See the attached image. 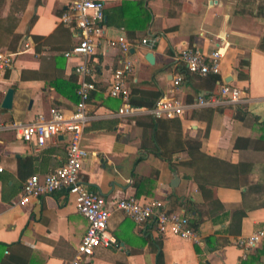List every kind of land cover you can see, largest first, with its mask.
<instances>
[{
  "label": "crops",
  "instance_id": "crops-1",
  "mask_svg": "<svg viewBox=\"0 0 264 264\" xmlns=\"http://www.w3.org/2000/svg\"><path fill=\"white\" fill-rule=\"evenodd\" d=\"M104 2L105 33L93 58L96 88L88 102L93 117L81 142L88 157L80 177L106 199L109 231L117 243L82 255L79 264H158L160 245L164 264H264V238L246 257L236 244L238 237L264 229V0ZM66 9L67 0H0V50H22L0 77L1 123L30 121L53 106L71 110L72 101L54 84L77 77L75 62L64 55L79 38L77 27L62 21ZM121 34L134 45L135 68L126 79L130 92L155 88L190 102L232 84L246 95L239 102L246 104L245 115L211 107L188 110L177 116L181 130L172 125L173 117H163L156 135H166L160 152L171 160L160 157L153 151L147 107L121 116L116 111L122 100L108 94L121 52L107 38ZM145 37L155 38L152 49L141 45ZM185 47L204 54L225 51L216 83L186 73L180 86L173 85L184 69L174 56ZM149 51L154 63L145 57ZM8 88L14 89L11 109L1 104ZM66 139L37 146L0 129V264H69L77 257L88 220L76 209L74 195L59 190L19 203L28 177L65 163ZM195 147L230 162L232 184L208 180L200 187L196 172L205 168L192 162ZM131 195L155 197L167 206L170 201L171 210L195 220L200 241L163 236L152 222L137 223L116 208L119 199Z\"/></svg>",
  "mask_w": 264,
  "mask_h": 264
},
{
  "label": "built area",
  "instance_id": "built-area-1",
  "mask_svg": "<svg viewBox=\"0 0 264 264\" xmlns=\"http://www.w3.org/2000/svg\"><path fill=\"white\" fill-rule=\"evenodd\" d=\"M105 2L104 0H67V9L62 15V21L74 24L79 32L78 42L64 52V55L75 62L74 72L78 77V94L80 99L76 109L66 112L60 107H51L42 111L30 121H13L3 124L0 129L12 130L16 137L37 146H43L50 139L67 136V159L47 174H32L23 184V195L20 204L28 203L32 198L40 197L59 190L74 195L78 212L88 220V227L80 244L78 255L69 264H79L82 255L91 256L98 247H109L117 243L116 237L109 231L111 210L107 206L103 195L90 190L81 180L80 172L88 151L81 142L86 127L93 115L89 110L88 102L91 93L95 90V66L93 58L96 54L98 39L105 33ZM110 46H116L121 52L120 65L114 70L108 94L122 100V105L116 114L133 116L141 112L142 107L130 103V88L127 77L135 68L132 57L134 45L124 34L115 38H107ZM155 38L145 37L141 45L152 49ZM26 47L29 45L25 44ZM22 50H0V77L10 69L17 55ZM225 51L218 48L209 54L199 49L185 47L174 56L177 62L182 63L187 73L206 76L220 75ZM185 72L178 73L174 80L175 87L180 86ZM243 91L238 86L223 84L219 94L201 95L194 101H184L174 95H163L156 104L147 108V112L155 117L183 116L188 110L204 107H215L225 103L245 102ZM116 208L133 218L139 224L152 222L163 236H180L195 242L200 236L190 224V217L182 211L170 210L166 202L146 195H131L121 198ZM264 238V229L257 230L247 236H240L236 244L243 250V256L254 250Z\"/></svg>",
  "mask_w": 264,
  "mask_h": 264
},
{
  "label": "trees",
  "instance_id": "trees-1",
  "mask_svg": "<svg viewBox=\"0 0 264 264\" xmlns=\"http://www.w3.org/2000/svg\"><path fill=\"white\" fill-rule=\"evenodd\" d=\"M148 14V12H147ZM262 42H264V37L262 38ZM183 72H185V74L187 73L185 71V69H182ZM199 77H207L209 76L210 79L213 81V83H216V79L219 76H216L215 74H210V75H206V76H200L197 75ZM240 77H246L245 74L242 73V75ZM55 86L57 87V90L65 95L68 99H70V101H72L71 104V110L69 111H73L76 109V105L80 99V96L78 94V88L79 85L77 83V77L75 75H72L70 77V79H68V81H64L62 82L61 80H59L58 82L54 83ZM132 96H130V103L132 105L135 106H144L147 108H151L153 107L156 102L161 98L162 96V92L158 89H142V88H134L131 91ZM216 94V93H214ZM246 104L245 103H235V104H224L218 107H211V109H218V111L220 112H224L226 110H229V112H231L233 115L234 113H236V115H241L244 116L246 113V109H245ZM58 107V106H55ZM150 116V121L148 122L147 127L150 128L149 132L151 133L152 140L153 142L156 144L155 148L153 151L159 155L160 157L166 159V160H171L169 159L170 156L168 154H166V151H162L160 152V149L163 148L164 144H163V138L166 135L161 134V137L157 136V131L159 130V126H160V122L162 120V118H158L155 117L151 114H149ZM179 117H173L172 119H175L172 125L176 124V127L179 128V130H181V120L179 121L178 119ZM155 135L157 136V138L154 139ZM164 136V137H163ZM196 146L199 147V143L196 144ZM198 147H195L193 150L197 151L195 154L194 152L190 153L191 154V158H192V162L194 163V165H196L197 167V162L201 163L202 167L205 168L203 170H197L196 172V177L197 181L200 185V187L203 185L200 183L201 181L204 183H207L208 180L212 181L213 184L217 185V184H232L233 181V173L231 171L230 168L231 164L230 162H227L225 160L219 159L217 157H213L210 155H206L204 153L199 152ZM199 167V166H198ZM209 183V182H208ZM205 186V185H204ZM169 209L171 210L172 208L170 207V201H169ZM243 215V214H242ZM195 220L191 219L190 220V224L192 225L191 222H193ZM193 227V226H192ZM157 263L158 264H164L163 261V250L162 247L160 245V249L157 250Z\"/></svg>",
  "mask_w": 264,
  "mask_h": 264
},
{
  "label": "water",
  "instance_id": "water-1",
  "mask_svg": "<svg viewBox=\"0 0 264 264\" xmlns=\"http://www.w3.org/2000/svg\"><path fill=\"white\" fill-rule=\"evenodd\" d=\"M134 51V49H133ZM146 59L150 62V63H154L155 62V55L152 51L147 52L146 54ZM13 100H14V89L13 88H8V90L5 93V96L2 100V107L5 109H11L13 106ZM59 137H65L67 138L66 135H60ZM178 182V176L177 174L175 175V178L172 181V185L176 186Z\"/></svg>",
  "mask_w": 264,
  "mask_h": 264
}]
</instances>
